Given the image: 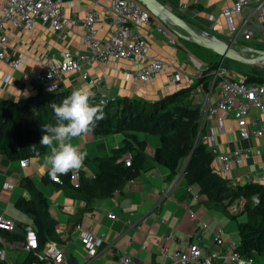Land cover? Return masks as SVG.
I'll return each instance as SVG.
<instances>
[{
  "label": "crops",
  "instance_id": "0c3cea01",
  "mask_svg": "<svg viewBox=\"0 0 264 264\" xmlns=\"http://www.w3.org/2000/svg\"><path fill=\"white\" fill-rule=\"evenodd\" d=\"M3 1L0 0V8ZM108 1L62 0L65 14L73 17L74 22L68 29L61 31L41 23L34 25L29 31L7 24L9 35L7 49L13 57L20 60V63L18 68L14 69L0 60V100L23 103L28 98L37 97L41 90L33 78L36 72L60 61L65 52L86 51L87 46L83 40L85 31L80 19L90 10L93 9L97 13L95 25L97 37L100 39L108 37L112 28L109 23ZM159 1L199 33L205 31L224 41H231L234 48L264 49L262 37L244 41L239 35L232 41L233 35L222 12L237 0H192L189 6L183 9L181 5L185 0ZM250 11L251 8L245 12L250 14ZM158 26L164 27L168 37L175 43H170L168 38L158 32ZM139 30L149 43L148 59H159L164 63V68L147 83L131 80L127 75L141 68L142 61L92 60L86 66L92 83L82 80L80 71L68 72L58 81L56 91H73L94 84L91 90L97 98L105 95L110 101L119 98L155 101L181 88L196 84L199 78L198 64L201 65L202 71H208L211 65L213 67L219 62L223 64L226 60H221L218 55L207 49L206 53L196 51L202 47L180 39L173 30L153 16L150 23ZM246 55L253 56L251 53ZM232 64L230 73L234 72L246 79L245 74L235 66L239 63ZM240 65L251 66L247 67L249 70L247 74L264 79L261 73L264 70V61ZM198 87L200 88L196 86L191 91L189 100L190 104L198 106L200 112L203 94L194 93ZM218 98V89L215 88L210 94L209 102H215ZM219 116L223 119L222 127L218 125L214 116L200 113V127L203 129L200 138L213 134L212 145L204 141L214 155L211 164L213 170L230 185L262 184L259 177L264 166V137L251 136L249 139H242L235 131L232 115L219 111ZM136 136L138 141L142 139L147 141L146 152L151 155L157 138L141 133H137ZM125 139L128 138L122 133L99 136L91 131L74 139L72 142L78 150L87 152L83 166L76 171L79 175L92 177L97 164L93 159L108 158L113 150L123 146ZM237 149L243 152V161L240 164H232L228 175L223 176L220 172L219 155ZM48 153L49 150L46 148L40 156L30 157L29 164L24 168L20 167L18 160H10L0 154V214L14 222L15 231L23 233L21 227L23 225L32 227V219L17 208L16 201L19 198L29 199L33 193L32 189L40 191L47 200L49 216L55 222L59 240V243L49 242L64 248L68 256L76 260V264H86L85 250L76 230L78 224L84 228L93 227L97 234H103V247L99 251V256L90 262L92 264H105L109 260L120 264L118 262L120 255H129L144 262H159L163 259L159 254L161 247L166 246L170 251H176L185 249L189 243L198 244L207 253L211 250V238L218 230L226 242L234 241L239 245L238 223L246 220L243 209L245 201L235 200L226 208L205 201L198 184L188 185L182 179L187 158L180 161L176 172L170 177L167 167L154 164L148 159L136 178L127 181L122 189L113 195L93 200L90 207L81 196L75 194L70 182L64 183L62 180L63 183L59 184L50 179L44 165ZM6 181H10L11 188L3 187ZM27 182L31 183L32 189L28 187ZM108 213L115 214L116 218L109 219ZM167 236L171 238L166 240ZM22 241L5 239V251L7 248L10 251L21 249ZM142 244L145 245L144 249ZM221 251L223 253L225 248ZM256 259L263 261L264 264L262 255L256 256Z\"/></svg>",
  "mask_w": 264,
  "mask_h": 264
},
{
  "label": "built area",
  "instance_id": "2783aa9c",
  "mask_svg": "<svg viewBox=\"0 0 264 264\" xmlns=\"http://www.w3.org/2000/svg\"><path fill=\"white\" fill-rule=\"evenodd\" d=\"M96 2L97 0H92ZM192 0H185L181 8L189 6ZM251 8V13L245 11ZM109 23L112 26L111 32L105 39L96 35L97 13L90 10L80 19V24L85 31L84 43L87 50L80 53L65 52L60 61L54 62L41 71L36 72L33 78L41 90V93L55 92L58 89V81L61 77L74 71L82 73L81 78L87 83H92L86 72V66L92 60H128L142 61L143 66L127 74L131 80H138L147 83L152 77L164 68V63L159 59H148L147 51L149 43L139 30L140 27L148 25L152 18L150 12L137 0H109ZM228 28L233 35L232 41L237 36L242 40L249 41L254 37L264 38V0H237L230 7L222 12ZM74 18L67 16L63 10L62 0H4L0 8V60L16 69L20 60L8 52L9 35L7 24L29 31L34 25L41 23L48 25L55 30L68 29ZM170 43L174 40L168 37L166 29L157 27ZM193 60V59H192ZM198 64V75L203 71ZM217 88L219 98L215 102H209L211 92ZM51 89V91H49ZM195 94L202 93L203 99L200 103V113L214 116L219 126L222 127L223 119L219 111L230 113L235 122V131L242 139H249L251 136L264 137V83L246 82V80L226 68L222 62L214 65L209 71L207 90L202 91L201 87L194 91ZM101 105L109 102L107 96L98 97ZM103 102V103H101ZM213 134L204 135L202 140L207 144H213ZM131 154L124 155L126 166L130 165ZM221 163V174L227 176L232 164H240L244 154L240 150L219 155ZM20 167L24 168L29 164V158H22L19 161ZM79 172L71 171L69 182L78 186ZM260 182L264 185V166L260 172ZM62 184V179L56 180ZM4 188H11L10 181L3 183ZM254 201H257L253 197ZM193 216V214H191ZM109 219H115L116 215L108 213ZM15 224L12 220L0 214V229L13 231ZM78 237L85 250L86 264L99 256L103 247V234H97L93 227L84 228L76 225ZM170 236L166 237L170 239ZM5 239L0 236V261L7 264L6 251L4 249ZM238 244L234 241L226 242L218 230L212 236L211 250L207 253L203 247L196 243H189L183 250L170 251L168 247H161L159 254L163 259L159 262H144L133 259L129 255H120V264H256L253 256H243L236 249ZM142 248L145 245L142 244ZM225 251L222 253V249ZM21 249L37 259L36 264H76V260L68 256L64 248L53 242H47L40 247L36 232L28 229L21 242Z\"/></svg>",
  "mask_w": 264,
  "mask_h": 264
},
{
  "label": "trees",
  "instance_id": "16d2710c",
  "mask_svg": "<svg viewBox=\"0 0 264 264\" xmlns=\"http://www.w3.org/2000/svg\"><path fill=\"white\" fill-rule=\"evenodd\" d=\"M223 65L232 69L233 64L224 60ZM209 70L203 71L196 84L155 101L119 98L101 105L97 97L90 98V104L100 105L104 114V118L97 122L91 132L99 136L122 133L128 139H125L121 148L113 150L108 158L93 159L97 164L92 177L80 175L78 186L70 185L75 194L81 196L91 207L93 200L113 195L122 189L127 181L136 178L148 159L154 164L167 167L170 177L176 172L180 161L187 158L182 179L188 185L198 184L205 201L220 204L225 208L235 200L245 201L243 209L246 220L238 223L239 245L236 250L243 256L264 257V185H230L213 170L211 164L214 155L200 138L203 129L200 127L199 108L190 104L189 96L196 86H200L202 91L207 90ZM245 77L246 82L264 83L262 77L253 74L245 73ZM71 92L41 93L23 103L0 100V154L10 160L19 161L44 153L46 148L39 143L46 134L42 126L56 124L51 104L59 105ZM137 133L157 138L151 155L146 152L147 141H138ZM127 153L132 157L129 166L124 162V155ZM69 174L70 172L58 178L64 183H69ZM30 184L27 182L28 187L32 189ZM32 191L29 199L19 198L16 201L17 208L31 217L32 227L23 225V233L0 229V235L5 239L21 241L25 232L32 229L36 232L40 247L49 241L59 243L55 222L49 216L46 198L40 191ZM252 197H256L257 202H254ZM36 261L32 253H28L23 264ZM0 264L6 263L0 261Z\"/></svg>",
  "mask_w": 264,
  "mask_h": 264
},
{
  "label": "clouds",
  "instance_id": "9594fccd",
  "mask_svg": "<svg viewBox=\"0 0 264 264\" xmlns=\"http://www.w3.org/2000/svg\"><path fill=\"white\" fill-rule=\"evenodd\" d=\"M93 86L94 84H89L85 88L74 89L59 105L51 104L56 124L42 126L46 134L39 143L49 150L44 165L53 181L58 180L60 175L79 170L83 166L87 152L79 151L72 141L90 132L104 118L102 107L90 104V98L95 97L91 90Z\"/></svg>",
  "mask_w": 264,
  "mask_h": 264
},
{
  "label": "water",
  "instance_id": "95a60500",
  "mask_svg": "<svg viewBox=\"0 0 264 264\" xmlns=\"http://www.w3.org/2000/svg\"><path fill=\"white\" fill-rule=\"evenodd\" d=\"M163 25L173 30L177 37L207 49L220 57L239 64H253L264 61V49L249 47L234 48L231 41H224L202 31H195L182 17L168 9L159 0H137ZM251 53L253 56H247Z\"/></svg>",
  "mask_w": 264,
  "mask_h": 264
},
{
  "label": "rangeland",
  "instance_id": "374dc122",
  "mask_svg": "<svg viewBox=\"0 0 264 264\" xmlns=\"http://www.w3.org/2000/svg\"><path fill=\"white\" fill-rule=\"evenodd\" d=\"M196 51H200V52H205L206 53V51L207 50H205V49H203V48H201V49H199V50H196ZM203 52V53H204ZM208 52V51H207ZM242 73H247L249 70L247 69V67H251V66H242V65H240V64H237V65H235ZM263 75H264V70L261 72ZM211 240H212V238H211ZM10 256H11V259H10ZM25 256H26V251H24V250H21V249H15V250H8V248L6 249V259H7V264H23V261H24V259H25ZM255 263L256 264H262L263 263V261H259V260H257L256 259V257H255ZM90 264H92V263H90ZM105 264H117V262L115 261V262H113V261H107Z\"/></svg>",
  "mask_w": 264,
  "mask_h": 264
}]
</instances>
